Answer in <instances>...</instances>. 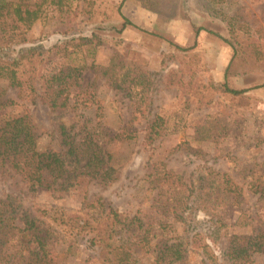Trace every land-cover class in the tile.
<instances>
[{
	"label": "rangeland",
	"instance_id": "rangeland-1",
	"mask_svg": "<svg viewBox=\"0 0 264 264\" xmlns=\"http://www.w3.org/2000/svg\"><path fill=\"white\" fill-rule=\"evenodd\" d=\"M7 1L39 10V19L23 31L21 41L1 52L12 59L30 53L39 93L43 80L61 70L74 52L70 44L92 39L70 57L85 61L87 70L81 87L71 93L64 121L79 134L101 135L117 174L107 186L85 178L67 191L53 185L33 193L14 171L0 168V198L80 214L94 212L90 205L111 208L126 222L138 217L147 226L169 222L174 238L189 246L178 264H236L227 257L231 235L264 225V199L252 187L264 185V0ZM124 19L132 25L122 28ZM111 81L121 89L111 87ZM225 83L248 92L242 97L224 94L220 86ZM0 86L16 102L5 112H30L39 150L62 154L57 114L40 99L35 104L19 100L6 80ZM155 114L164 119V130L149 144L146 129ZM125 126L136 133L135 139L112 140ZM164 169L188 184L185 194L191 200L202 179L219 174L232 179L240 193L208 204L198 201L178 221L154 182ZM197 232L206 236L210 258L191 248ZM51 241L57 262L106 264L83 243L70 248L69 239ZM134 250L137 264H156L153 251ZM243 264H264V257Z\"/></svg>",
	"mask_w": 264,
	"mask_h": 264
},
{
	"label": "trees",
	"instance_id": "trees-1",
	"mask_svg": "<svg viewBox=\"0 0 264 264\" xmlns=\"http://www.w3.org/2000/svg\"><path fill=\"white\" fill-rule=\"evenodd\" d=\"M26 8L24 10L20 4L0 0V80H6L11 88L18 91L19 100L35 104L40 99L52 114H57L54 118L55 132L63 153L39 150L30 112L26 111L20 116L5 112L16 102L6 98V91L0 86V168L14 171L33 193L53 185L67 191L85 178L110 185L116 180L117 171L111 165L113 155L102 144L101 135L97 132L79 134L64 121V114L70 108L71 93L81 87L87 70L85 61L77 62V59L70 57L92 44V39L82 38L70 44L74 52L67 55L69 59L61 70L43 80L39 93L34 65L36 60L28 58L30 53L14 59L1 53L3 47L21 41L19 38L23 31L39 19V10ZM124 21L122 28L132 25L128 20ZM90 68L96 69L94 64ZM229 69L230 66L227 72ZM111 87L121 89L116 81H111ZM220 89L222 93L234 97H242L248 92L230 88L226 83ZM141 92L145 93V89ZM163 124L164 119L160 114L153 115L146 129L147 143L152 144L162 135ZM135 135L129 126H125L112 140L131 142ZM154 182L159 194L167 199L168 210L176 214L178 221L185 220V212L194 205L198 207V201L208 204L215 197L237 198L240 193V188L224 174L212 180L202 179L201 187L197 188L196 194L193 192L194 200L185 194L189 190L188 184L173 172L164 169ZM252 187L264 199V185L257 182ZM89 209L96 210L80 214L56 207L35 206L33 203L24 206L11 196L0 198V264H62L53 257L52 239L63 243L69 239L73 242L70 248L83 243L106 264H137L134 250L137 246L146 253L153 251L156 264L184 261L189 246L174 238L173 224L160 222L156 227L147 226L138 217L126 222L115 209L103 210V207L93 205ZM219 224L224 225L222 220ZM205 238L202 232L195 233L190 246L193 250H202L210 258L212 251ZM256 255L264 257V225L259 230L231 235L227 247L230 261L236 264L252 263Z\"/></svg>",
	"mask_w": 264,
	"mask_h": 264
}]
</instances>
